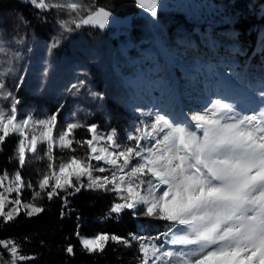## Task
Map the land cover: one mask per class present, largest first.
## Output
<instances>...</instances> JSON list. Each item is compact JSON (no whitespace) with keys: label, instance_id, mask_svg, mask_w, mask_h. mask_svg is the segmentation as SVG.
Instances as JSON below:
<instances>
[{"label":"snow or ice","instance_id":"6c2138e0","mask_svg":"<svg viewBox=\"0 0 264 264\" xmlns=\"http://www.w3.org/2000/svg\"><path fill=\"white\" fill-rule=\"evenodd\" d=\"M23 2L40 13L54 11L65 17L57 20L60 32L48 46L50 53L64 34L86 27L103 30L113 16L97 0ZM135 3L157 17L160 0ZM20 22L27 23L23 18ZM20 56L18 51L7 54L8 67L0 71V146L17 136L10 160L19 165L11 174L7 170L0 174V223L9 224L21 214L38 216L45 209L36 201L44 198L61 201L63 218L66 210L71 211L69 197L82 190L111 193L113 202L104 219L113 214L119 218L127 210L134 217L166 222L165 230L155 236L99 232L88 237L81 234L77 216L73 235L83 252L102 254L110 244L135 245L138 264H264V83L258 92L259 106L252 101L247 110L237 107L238 100L220 95L189 113L167 109L145 113L136 107L134 111L147 119H140L121 142L116 129L102 132L95 123L76 120L75 114L71 122L59 125V108L43 119L22 113L21 100L5 80L14 74L11 64ZM23 81V76L14 78V89L19 90ZM84 86L81 79L66 91L78 95ZM77 129H85L86 137L75 139ZM73 144L87 146L86 153L54 155V149L75 153ZM30 154L47 161L35 184L21 173ZM26 189L31 199L23 197ZM74 247L69 242L63 251L75 255ZM0 250V264L34 259L12 238H0Z\"/></svg>","mask_w":264,"mask_h":264},{"label":"rangeland","instance_id":"374dc122","mask_svg":"<svg viewBox=\"0 0 264 264\" xmlns=\"http://www.w3.org/2000/svg\"><path fill=\"white\" fill-rule=\"evenodd\" d=\"M211 6L210 0H190L185 5L183 0H177L175 9L157 10L155 19L137 6L128 30L116 24L114 17L120 14L113 13L105 29L86 27L66 33L51 53L48 46L60 32L57 20L65 18L63 15L58 16L54 11L45 13L47 17L40 27V35L34 37L33 29L23 30L25 25L27 28L30 25L18 28L15 16L1 14L0 48L4 51L0 52V71L8 67L7 54L20 52V59L11 64L14 74H9L5 80L21 100L22 113L43 119L59 108V125L71 122L75 114L76 120L95 123L102 132L116 129L121 142H126L127 132L133 130L140 119H147L134 111L136 107L145 113L149 109L189 113L218 95L230 100L256 101L258 107V92L264 83V49L261 47L264 25H254L249 38L247 34L238 35L234 28L212 30L209 22H202L204 15L200 12ZM17 31L22 35L17 37ZM21 38L23 43L17 44ZM194 43L197 51H194ZM217 47L222 49L220 56L212 51ZM231 62L237 67L235 71L225 68ZM257 64L263 71L259 79H253L254 72L259 71ZM19 76H23L24 81L21 88L15 90L13 79ZM81 79L85 86L80 94H68L66 89ZM248 82L252 84L246 87ZM89 93L103 99H94ZM74 137L85 138V129H77ZM9 138L18 139L15 135ZM73 147L77 149L75 153L54 149V155L86 153L87 146L80 148L73 144ZM46 164V160L37 161L30 154L21 170L22 176L35 184L37 172L45 170ZM18 168V162L12 160L7 171L11 174ZM24 193H31L30 190L26 189L23 197L31 199V194ZM138 218L142 227L140 233L155 236L165 230L166 222ZM143 223L148 225L146 231Z\"/></svg>","mask_w":264,"mask_h":264},{"label":"trees","instance_id":"16d2710c","mask_svg":"<svg viewBox=\"0 0 264 264\" xmlns=\"http://www.w3.org/2000/svg\"><path fill=\"white\" fill-rule=\"evenodd\" d=\"M134 0H97L99 5L106 6L112 13L127 14L134 12L137 5ZM190 0H183L185 5ZM212 6L201 9L204 22L212 28H234L241 36L249 38L254 25H264V0H210ZM168 10L175 9L177 0H160ZM208 11V12H206ZM227 12V13H226ZM10 13V14H9ZM15 16L19 27L24 28L21 18L27 21L23 30L33 29L34 37L40 35V27L45 24L47 15L40 13L23 0H0V15ZM22 34L17 31V37ZM90 138V137H87ZM17 139L7 138L0 146V174L7 170L14 154ZM29 195L31 193H24ZM25 198V197H24ZM26 199H30L27 197ZM70 212L63 216L61 201L46 198L39 200L45 211L38 216L28 218L21 214L9 224L0 223V238H12L17 241L23 253L34 257L27 264H138L137 247L125 248L122 245L110 244L102 254L83 252L73 235L76 229V217H80L79 225L82 235L91 237L99 232L115 233L125 237L129 233H139L136 218L131 212H123L119 218L113 214L111 219H104L113 196L109 193L82 190L69 197ZM146 226V225H145ZM71 242L75 247V255H68L63 249ZM2 251V250H0ZM7 258V257H5Z\"/></svg>","mask_w":264,"mask_h":264},{"label":"water","instance_id":"95a60500","mask_svg":"<svg viewBox=\"0 0 264 264\" xmlns=\"http://www.w3.org/2000/svg\"><path fill=\"white\" fill-rule=\"evenodd\" d=\"M132 16H133V13L127 14L124 17L116 16L115 21L119 27L124 28V29H129L131 26Z\"/></svg>","mask_w":264,"mask_h":264},{"label":"bare ground","instance_id":"6f19581e","mask_svg":"<svg viewBox=\"0 0 264 264\" xmlns=\"http://www.w3.org/2000/svg\"><path fill=\"white\" fill-rule=\"evenodd\" d=\"M9 14H10V13H9ZM238 101H239L238 105L241 106V107H245L246 109H247V106L250 104V102H247L246 106H244L242 100H238Z\"/></svg>","mask_w":264,"mask_h":264}]
</instances>
